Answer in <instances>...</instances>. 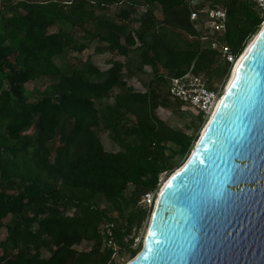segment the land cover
I'll return each mask as SVG.
<instances>
[{"label": "trees", "instance_id": "trees-1", "mask_svg": "<svg viewBox=\"0 0 264 264\" xmlns=\"http://www.w3.org/2000/svg\"><path fill=\"white\" fill-rule=\"evenodd\" d=\"M206 7L227 9L225 34L190 20ZM262 22L247 0L2 2L0 264H108V240L132 259L154 205L142 197L181 166L206 121L170 96V79L200 74L220 88L231 65L211 42L238 58ZM108 52L101 69L95 57ZM65 56L78 63L64 69ZM45 77V88L27 89Z\"/></svg>", "mask_w": 264, "mask_h": 264}, {"label": "water", "instance_id": "water-1", "mask_svg": "<svg viewBox=\"0 0 264 264\" xmlns=\"http://www.w3.org/2000/svg\"><path fill=\"white\" fill-rule=\"evenodd\" d=\"M238 58L126 264H264L263 22Z\"/></svg>", "mask_w": 264, "mask_h": 264}, {"label": "built area", "instance_id": "built-area-1", "mask_svg": "<svg viewBox=\"0 0 264 264\" xmlns=\"http://www.w3.org/2000/svg\"><path fill=\"white\" fill-rule=\"evenodd\" d=\"M255 5L261 14H264V0H247ZM198 16H202L205 20L204 27L211 32L225 34L227 31V9L206 7L199 11L193 10L190 13V20L194 21ZM214 49L219 50L226 61L232 65L237 61L230 46L217 40L211 42ZM231 69V68H230ZM221 87L218 89H210L207 86L206 79L200 74L187 73L180 77H173L169 81V94L174 99L191 106L193 109L200 111L205 119H207L213 111L221 94ZM157 193V192H156ZM156 193H146L142 197L144 204L150 206L155 202ZM106 245L112 248L111 259L108 264H117L115 260L119 255L116 245L108 240Z\"/></svg>", "mask_w": 264, "mask_h": 264}, {"label": "rangeland", "instance_id": "rangeland-1", "mask_svg": "<svg viewBox=\"0 0 264 264\" xmlns=\"http://www.w3.org/2000/svg\"><path fill=\"white\" fill-rule=\"evenodd\" d=\"M4 1L5 0H0V4L2 2H4ZM38 1H40V0H38ZM127 1L134 2V3H139V0H127ZM122 5L123 4H116V5L110 6L108 8V13L111 14V15H114L120 9V7ZM158 15H159L160 18H163V16L160 14V12H158ZM91 47H93V45ZM110 56H111V53L108 52V53H106L104 55L95 57V59L97 60L98 65H99V67H101V69L107 68V64L105 63V60H107ZM83 58H86V55H84ZM60 63L63 64L62 67L64 69H69V68L74 67L78 62L76 60L68 59V57L65 56V58ZM137 77H139V78H141L143 80H146V78H144V76L137 75ZM203 77L205 79H207V77L205 75ZM124 78H126L130 84H134L136 79H137L136 77H129L128 74H125ZM228 80H229V76L226 79H223V81L219 83V86L221 87V91L224 90ZM50 81L51 80H49L47 77H45V78H42V79H39V80L37 79L35 81H32L31 83L27 84L26 87H27L28 90H31L34 87L35 88H39V89H43L50 83ZM212 82H215L214 78H213ZM158 114L162 118L167 119V121L169 123H171L172 125H174V126H178L182 122L181 119L178 118V116H175V115L171 114V112L168 111V110L158 109ZM98 133H99V135H100V137L102 139V142H103V144H104V146H105V148L107 150H117V147L111 142V140L108 138L107 134H105L101 130L98 131ZM164 180L165 179H163V181ZM147 225H148V222L147 223L145 222V225L141 229L138 237L136 238V241H135L136 243H138L140 240H142L141 237H142V235L143 236L145 235V232H146V229H147ZM3 237H4V233H2L0 235V239L3 238ZM128 261H129V258L127 257V253H124V254L119 253V255L117 256V258L115 260V263H117V264H126Z\"/></svg>", "mask_w": 264, "mask_h": 264}, {"label": "bare ground", "instance_id": "bare-ground-1", "mask_svg": "<svg viewBox=\"0 0 264 264\" xmlns=\"http://www.w3.org/2000/svg\"><path fill=\"white\" fill-rule=\"evenodd\" d=\"M254 37H255V36H254ZM252 39H253V38H252ZM251 41H252V40H251ZM239 61H240V59L238 58L237 61H236L235 66H234V68L236 67V65H237V63H238ZM228 83H229V81H228ZM228 83H227V84H228ZM225 89H226V88H224L223 93L225 92ZM223 93H222V95H223ZM222 95L220 94V97H219V99H218V101H217V103H216V105H215L213 111L211 112L210 116L214 113L215 109L217 108V106H218V104H219V102H220V99H221V96H222Z\"/></svg>", "mask_w": 264, "mask_h": 264}]
</instances>
